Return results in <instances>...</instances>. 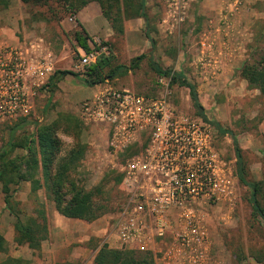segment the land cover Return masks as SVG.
Here are the masks:
<instances>
[{"label":"rangeland","instance_id":"1","mask_svg":"<svg viewBox=\"0 0 264 264\" xmlns=\"http://www.w3.org/2000/svg\"><path fill=\"white\" fill-rule=\"evenodd\" d=\"M62 5V2L55 0L38 6L26 5L34 18L45 21L46 31L53 34L55 48L59 49L61 40L57 36L61 37L63 33L59 28L60 22L69 16L65 14L61 20L60 16L65 10L61 8ZM212 6L218 9L210 12ZM151 9L148 14L152 21L154 45L149 41L147 51L136 53L132 57L129 53L119 52L118 48L123 43L119 36L115 37L116 40L108 41L113 47V64L129 65L133 58L152 53V58L160 67L184 73L197 86L206 119L211 123H218L230 132L219 134V143L223 152L234 161L237 183L236 198L231 205L220 203L207 207L204 211L211 236L207 264H262L256 261L255 256L264 254V224L253 217L249 203L250 190L240 183L236 175L237 158L233 137L239 142L247 168V178L250 181H261L264 185V95L257 89L249 88L240 74L245 63L257 62L264 51V0H195L191 4L188 19L172 32L161 24L164 1L154 0ZM211 23H216L222 33L221 54H226L224 58L230 59V63L233 61L234 64L227 65L229 70L226 71L222 68L224 64L220 62L218 76L211 78V74L207 80L206 74L202 75L197 67L196 59L201 49L200 38L207 33V28L210 29ZM73 36V32L66 34L70 48L67 53L59 54V59L64 64L59 63L56 70H71L83 77L84 72L78 71L76 66L82 53L86 52L77 45ZM216 47L220 49V46ZM108 50V46H104L101 52L108 54ZM91 53L99 54L95 51ZM160 79L164 80V84L159 82ZM202 83L207 84V89L201 88ZM110 84L143 93H155L168 85L171 90L170 100L180 112L193 119L197 117L189 89L173 85L170 77L158 76L151 69L147 58L137 70L111 80ZM63 85L64 88L53 95L47 88L42 90L35 100L34 109L26 117L27 120L47 124L57 119L60 114H70L79 119L80 102L92 96L95 88L72 75L64 79ZM18 122L20 120L0 124V150L10 140L19 141L35 132L34 125H27L16 130L11 137V128ZM81 125L80 139L87 146V151L72 172L71 180L87 190L97 192L99 188L101 193H96V200L109 204V212L90 223L65 218L56 211L45 187L34 194L31 184L24 182L16 194L18 208L23 214L36 217V210L42 205L47 218L48 236L40 249L17 246L14 242L15 219L6 210L0 183V233L6 238L9 248L7 253H0V264L8 258H20L24 264H93L94 257L103 245L112 249H123L117 243L113 231L114 220L123 202L121 186L116 182L120 173L114 167L118 165L120 158L111 157L106 151L107 135L102 127L95 130ZM60 137L64 143V155L75 141L72 136L64 133ZM25 153V150L17 147L12 156Z\"/></svg>","mask_w":264,"mask_h":264},{"label":"built area","instance_id":"2","mask_svg":"<svg viewBox=\"0 0 264 264\" xmlns=\"http://www.w3.org/2000/svg\"><path fill=\"white\" fill-rule=\"evenodd\" d=\"M163 1L161 24L175 31L195 0ZM202 49L196 65L215 76V42L206 40ZM96 57L83 53L78 71L85 74ZM55 66L43 36L0 49V124L30 115ZM170 94L168 85L143 93L107 80L80 102L78 116L85 127L102 126L106 151L120 158L114 167L122 177L123 202L113 224L119 246L150 253L156 264H207L211 236L204 211L235 201L234 161L221 149L214 125L180 112Z\"/></svg>","mask_w":264,"mask_h":264},{"label":"trees","instance_id":"3","mask_svg":"<svg viewBox=\"0 0 264 264\" xmlns=\"http://www.w3.org/2000/svg\"><path fill=\"white\" fill-rule=\"evenodd\" d=\"M51 0H21L25 5H43ZM62 2L64 8L62 16H75L81 9L91 2H97L103 15L111 23L117 37L124 34V21L128 19L142 17L146 21L148 40L154 45L155 40L152 34V21L147 12L145 0H55ZM66 14V15H65ZM73 38L77 45L86 53L98 52L96 61L87 69L84 76L71 70H56L51 77L47 89L52 95L58 89V83L64 77L72 75L79 77L91 87L111 81L118 77L125 76L137 70L144 59L149 60L151 69L158 76L171 78L173 85L186 87L190 91V97L196 115L204 120V107L200 102L197 86L190 82L182 72L165 70L152 58V53L141 54L133 58L129 65L119 64L114 66V54L112 53V43L101 41L96 43L84 30L80 23L73 32ZM93 45V47L91 46ZM104 46H108V54L101 52ZM241 77L248 83L251 89H257L264 95V51L261 58L254 63H245L240 70ZM12 128L14 132L27 125H34L35 132L22 140H10L7 145L0 150V183L6 210L15 219L14 242L17 246H28L31 249H40L41 244L48 236L47 218L45 210L37 208V216L23 214L18 208L19 202L16 194L19 187L24 182L31 184V190L37 194L42 187L46 188L50 201L54 204L56 211L69 219L82 220L90 223L98 220L109 212V204L96 200V193H101L98 188L87 190L71 180V174L85 156L87 146L81 142V121L70 114H60L51 123L41 124L28 121L27 118L18 119ZM16 120V121H18ZM219 134L230 133L224 130L218 123H212ZM72 136L75 144L64 155V143L60 134ZM233 146L236 162V175L241 184L250 190L249 203L252 208V215L264 224V185L261 181H250L247 178V168L244 162L239 142L233 137ZM25 150V154L13 157L15 148ZM122 177L117 176L116 182L120 184ZM9 250L8 242L3 234L0 233V253L5 254ZM256 261L264 264V254L257 255ZM1 264H24L20 258H8ZM77 264V263H66ZM93 264H155L154 257L150 253H140L132 249H112L108 245H103L94 257Z\"/></svg>","mask_w":264,"mask_h":264},{"label":"crops","instance_id":"4","mask_svg":"<svg viewBox=\"0 0 264 264\" xmlns=\"http://www.w3.org/2000/svg\"><path fill=\"white\" fill-rule=\"evenodd\" d=\"M145 2H146L147 12H149V9H151L152 4L154 3V0H145ZM215 6L217 7V5ZM210 9H211L210 12H212V9L217 10L218 8H214V6H212L210 7ZM78 23L81 24V26L84 28L87 34L96 43H100V41L102 40L104 41L116 40L115 37H117V34L113 30L111 23L103 15L101 7L97 2L89 3L83 9H81L79 13L76 14L75 16H68L60 22L59 28L62 29L61 32L63 33L61 37L57 36V39L61 40V49H59V48H55V43H54L55 40L53 39L54 38L53 34L46 31L47 27L45 21H43L40 18H34L33 14H31L28 11L26 5L23 4L21 0H0V49L5 46L17 45L25 37L30 38L35 36H43L46 39L51 50L53 51V54L56 59V66L59 63H60L59 65H61L63 60L59 59L60 55L67 53L70 48L69 45L70 42H68V40L66 39V34H69L70 32H74L77 29ZM123 25H124V34L119 38V40L121 41V43H123V45L122 47L118 48L119 52L121 51L126 52L131 54L132 56V55H136V53H143L147 51L149 49L148 48L149 40L146 36L147 25L145 19L142 17L128 19L124 21ZM209 27L210 29L208 28L206 29L207 33H204L200 38L201 49H199L198 54L203 50L202 44L205 43L206 40L215 42V46H220V49L216 47L218 60L221 62V64L222 63L224 64L222 68L228 71L229 68L227 67V65H233L234 63L233 61L230 63V59L226 57L224 58L226 54L223 55L221 54L223 51L221 49L222 33L220 32V27L216 23L214 25L213 23H211ZM57 45L58 44H56V46ZM210 75H211V71L208 72L207 77H205V79L208 80V77ZM216 76L218 75L216 74L215 76H211V78H215ZM67 77L68 76L64 77V79ZM64 79L58 83V89L56 90L57 93L64 88L63 85ZM202 84L203 85H200L201 88L207 89V84L206 83H202ZM94 88H95L94 90L95 92L98 89V85L94 86ZM198 92L200 91L198 90ZM93 128L95 130L100 129L98 126H95ZM103 130L105 129L103 128ZM117 243L119 244L118 240Z\"/></svg>","mask_w":264,"mask_h":264}]
</instances>
